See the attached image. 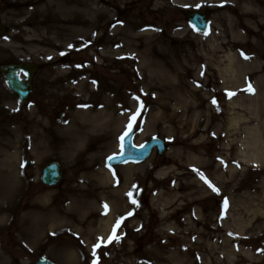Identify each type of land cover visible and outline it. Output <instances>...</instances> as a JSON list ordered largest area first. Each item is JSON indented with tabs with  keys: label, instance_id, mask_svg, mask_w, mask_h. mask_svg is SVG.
Returning a JSON list of instances; mask_svg holds the SVG:
<instances>
[{
	"label": "rangeland",
	"instance_id": "1",
	"mask_svg": "<svg viewBox=\"0 0 264 264\" xmlns=\"http://www.w3.org/2000/svg\"><path fill=\"white\" fill-rule=\"evenodd\" d=\"M46 1L0 0L8 28L0 63L40 66L26 101L0 76V264H33L38 255L56 264H264V203L240 210L264 195V161H245L248 147L264 156V0H81L103 10L101 19L77 10L98 27L88 49L62 47V15ZM192 9L209 10L206 32L186 21ZM41 20L53 23L50 34L37 29ZM146 60L156 62L154 77L142 79ZM80 75L91 92L78 91ZM112 99L123 119L108 138L97 131L69 149L78 111ZM130 126L134 144L159 137L165 152L108 167ZM228 156L234 161L215 171ZM53 159L63 175L50 187L39 175Z\"/></svg>",
	"mask_w": 264,
	"mask_h": 264
},
{
	"label": "bare ground",
	"instance_id": "2",
	"mask_svg": "<svg viewBox=\"0 0 264 264\" xmlns=\"http://www.w3.org/2000/svg\"><path fill=\"white\" fill-rule=\"evenodd\" d=\"M178 3L180 2H187L188 0H176ZM192 0H189V2H191ZM47 4L52 2V5L55 6L58 11L60 12V14L62 15L61 17H59V19L57 20L58 23V27L60 30H62V33L64 34V36L66 38H68V40L66 42L63 43L62 40V47H68V46H75L79 44H82L78 49L82 48H91L90 45H88L87 43H85L86 39H90L91 37H96L97 36V26L95 25V21L94 18L92 21H89L88 19L84 18H76L77 16V10L78 12L87 9L89 11V14L93 13V12H98V16L97 19H101L103 14H102V9H98V11H96L95 9H93L92 7L87 8L86 7V1H81V0H53V1H46ZM45 2V4H46ZM51 5V4H50ZM42 7V6H41ZM79 12V13H80ZM42 24L39 25V27H37L38 30H41L42 27H45V30L47 31V34L51 33V29L53 28V23H51L50 25L44 26L43 23L46 22V20H41L40 21ZM109 48V44H104L102 46V51L105 53L107 51V49ZM215 50V49H214ZM156 64L155 61H151V60H146L143 64L139 63L138 65V69L139 71H141V76L142 79H145V75L146 73L150 74V77H154V75H152L151 69L154 65ZM147 76V75H146ZM82 75L79 76V83L77 84V86L79 87L78 91L82 92V93H89L90 89L88 88V84L90 81H92L90 78L86 77L84 79ZM147 87L148 88H156L158 87L157 83H152V82H148L147 83ZM91 92V91H90ZM103 106L101 108V110H95L92 108H87L85 110L80 109V111H78L77 114H79L81 117V127L77 128V127H73V130L70 128V137L68 136V138L65 140L67 146L71 147V143L70 141H75L77 140H85L88 137H90V135H92L93 133L97 132V131H104L105 130V134L101 133L98 137H100L101 141L105 140L104 138H108V133H110V131H112L111 126L112 124H114L117 120H119L121 117H117L116 113L122 110L123 107H116L115 104V100H105L103 103ZM93 113V115H91ZM123 118H121L122 120ZM73 120H69V124H68V128L72 125ZM87 124V125H86ZM208 130V127L204 129V131ZM260 130V129H258ZM200 131L199 127H194L193 130L191 131V134H195L198 133ZM106 136V137H105ZM259 136V135H258ZM255 135L254 136H250V139L252 142L257 141L258 138ZM105 145V144H103ZM253 145V144H252ZM256 145V144H254ZM247 151V155H246V163L248 164H254L257 163V161H264V156L261 154L262 152L260 151L259 148H253V147H248L246 148ZM97 155H94L95 158L99 159L100 157L98 156V153H96ZM234 161V158L228 156L225 158V161L223 160L221 165L216 167L215 171H219L218 169H221V166H223L225 164V162H232ZM236 172V171H235ZM235 172L232 171L231 169L228 170V173L231 174V178L232 175H235ZM16 174H11L10 177H15ZM189 184H183V187H188ZM182 187V186H181ZM4 192V191H3ZM13 191H7L4 193V195H6V197L10 196V194ZM129 193H126L124 195V198L126 199L128 197ZM264 195L261 199L257 200V204L253 205L252 202H248L246 205L243 206V208H240L241 213H243L245 215V213H250L252 211V213H256V211L259 209V207H261L262 203H264ZM264 205V204H263ZM254 207V208H253ZM239 211V210H238ZM53 219V218H52ZM155 260V259H154ZM172 257H168L167 261H171ZM156 264L161 262V259H156L155 260Z\"/></svg>",
	"mask_w": 264,
	"mask_h": 264
},
{
	"label": "water",
	"instance_id": "3",
	"mask_svg": "<svg viewBox=\"0 0 264 264\" xmlns=\"http://www.w3.org/2000/svg\"><path fill=\"white\" fill-rule=\"evenodd\" d=\"M208 13L205 11H190L187 13V19L195 26V28L202 32L207 27ZM4 32L3 25L0 24V35ZM36 70L34 63H19V64H5L0 65V73L2 74L5 85L20 99H25L30 91L31 77ZM18 72H23L26 79L22 80L18 76ZM133 128L129 129L120 140V153L118 155H111L107 158L108 165L121 164L127 161L138 162L147 158L152 149L155 147L158 153L161 154L165 149L164 142L159 138H151L139 147L132 144ZM111 157V159H109ZM30 162H26L29 166ZM61 177V168L58 162L52 161L44 166L41 170V180L47 185H55ZM35 264H54L44 257H39Z\"/></svg>",
	"mask_w": 264,
	"mask_h": 264
},
{
	"label": "snow or ice",
	"instance_id": "4",
	"mask_svg": "<svg viewBox=\"0 0 264 264\" xmlns=\"http://www.w3.org/2000/svg\"><path fill=\"white\" fill-rule=\"evenodd\" d=\"M242 55H243V53H242ZM245 58H247V57H245ZM247 90H249V91L251 90L250 86L248 87ZM213 102H215V101H213ZM121 139H123V137H121ZM109 159H111V157H110ZM21 166L23 167V164H22ZM118 225H119V221H117V226H118ZM113 238H114V237L110 235V236H109V241H111ZM93 247H94V250H95L96 247H99V244H96V245H94ZM93 254H95V251H94ZM93 264H96V261H95V260L93 261Z\"/></svg>",
	"mask_w": 264,
	"mask_h": 264
},
{
	"label": "flooded vegetation",
	"instance_id": "5",
	"mask_svg": "<svg viewBox=\"0 0 264 264\" xmlns=\"http://www.w3.org/2000/svg\"><path fill=\"white\" fill-rule=\"evenodd\" d=\"M123 11H124V7H123V6L117 8V9H115V14H116V16L119 17V15H120ZM33 81H34V79H33ZM33 87H34V86H33Z\"/></svg>",
	"mask_w": 264,
	"mask_h": 264
}]
</instances>
